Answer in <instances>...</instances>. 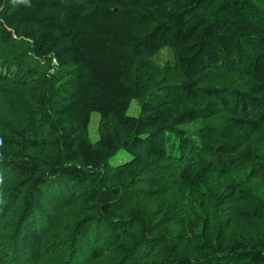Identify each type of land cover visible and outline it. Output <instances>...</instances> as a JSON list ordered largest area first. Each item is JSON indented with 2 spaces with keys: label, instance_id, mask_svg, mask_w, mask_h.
Masks as SVG:
<instances>
[{
  "label": "trees",
  "instance_id": "1",
  "mask_svg": "<svg viewBox=\"0 0 264 264\" xmlns=\"http://www.w3.org/2000/svg\"><path fill=\"white\" fill-rule=\"evenodd\" d=\"M0 264H264V0H0Z\"/></svg>",
  "mask_w": 264,
  "mask_h": 264
},
{
  "label": "rangeland",
  "instance_id": "2",
  "mask_svg": "<svg viewBox=\"0 0 264 264\" xmlns=\"http://www.w3.org/2000/svg\"><path fill=\"white\" fill-rule=\"evenodd\" d=\"M138 106L139 105H138L137 100L132 101V103L130 104L127 110V113L131 115H136L139 109ZM99 125H100L99 115L98 113L93 112L90 115L89 124H88V137L91 141H96L98 139ZM126 157H127V154L122 150L118 152V154L110 160V163L112 165H115L118 162H120L122 159H125ZM239 214L241 215L240 212ZM231 230L236 231V232H245L249 236H253L256 233L257 227L255 225V221H251L247 219L245 216H240V218H237V217L235 218V221H234V224Z\"/></svg>",
  "mask_w": 264,
  "mask_h": 264
},
{
  "label": "bare ground",
  "instance_id": "3",
  "mask_svg": "<svg viewBox=\"0 0 264 264\" xmlns=\"http://www.w3.org/2000/svg\"><path fill=\"white\" fill-rule=\"evenodd\" d=\"M3 208V207H2ZM18 209V208H17ZM13 211V210H12Z\"/></svg>",
  "mask_w": 264,
  "mask_h": 264
}]
</instances>
